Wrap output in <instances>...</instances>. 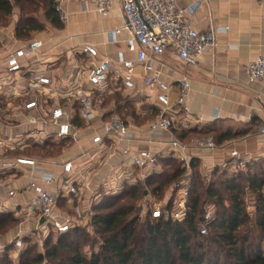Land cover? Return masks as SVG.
<instances>
[{
    "label": "crops",
    "instance_id": "0c3cea01",
    "mask_svg": "<svg viewBox=\"0 0 264 264\" xmlns=\"http://www.w3.org/2000/svg\"><path fill=\"white\" fill-rule=\"evenodd\" d=\"M109 1L111 11L104 18L97 11V0H69L65 4L68 22L63 28L58 29L48 22H41L45 25V30L41 33H33L26 41L17 38L16 28L13 25L8 29H0V79L3 81L7 79L9 85L17 81L18 93L29 91L33 95L36 90L34 79L40 75H48L53 80V88L64 95L71 90L77 79L86 78L91 64L90 58L83 54L86 45L97 49L99 53L97 62L108 61L113 69H117L121 58L135 61L138 45L132 40L130 32L123 29L126 24L123 0ZM178 2L194 29L200 33L218 31V46L207 52L196 67L183 65L171 54H166L159 60L158 70L161 72L163 82L171 87L172 102L177 99L179 82L184 79L190 82L188 106L192 120L188 129L178 126L171 132L152 135L149 126L160 115L156 100L159 90L146 87V75L142 68L137 67L134 73L135 89L132 95H127L120 81L116 80L120 78L119 73L113 71L110 76L113 93L104 99L101 109L103 119L107 120L113 113L118 114L116 103L113 107L106 108V100L114 99L116 93H122L136 100L134 102L136 106L144 101L147 102L148 107L138 109L136 115L149 120L141 125L131 124L134 140L121 145L116 151L113 162L118 166L114 172L109 167H98V159L104 152L101 154L100 151L94 150L92 137L97 130H100V121L95 122L92 128L81 122V134L78 140L70 141L72 148L65 151L60 159H38L41 162L38 166L39 170L43 169L46 173H55L59 176L63 174L62 164L73 162L77 173L72 175V178L84 183L83 201L74 202V205H71V200L58 193L56 186L48 187L58 199L55 216L70 219L74 224L88 225L89 222L83 220H88L85 215L90 211V204L93 201L91 191L99 190L105 195H113L107 193L105 185L106 183L119 185L118 178L124 175V172L130 175L131 180L135 179L131 184L137 180H145L154 173H161L160 166L153 170L128 167L121 152L127 147L135 153L150 151L153 156L162 160L172 156L170 155L172 141L177 140L190 146L191 131L212 130L215 133L208 138L215 139L216 133H233L237 137L224 142L216 150L187 148L183 151V155L189 163L196 161L202 170L213 173L219 168L233 166V161L229 158L231 151L240 152L244 160L264 159V137L258 133L259 128L264 124V83L251 80L247 73L251 63L259 57H264V0H210L205 4L202 3L203 0H178ZM118 30L120 33H116ZM34 40L44 43L38 57L24 61L26 67L23 73L14 77L5 75L3 64L9 53L16 51L24 43ZM3 81H0L1 84ZM5 87L7 86L2 88L7 90ZM10 93L8 92L7 96H0V101L4 102V105ZM58 101L72 105L69 100L55 97L49 102L50 106L58 104ZM20 102V99L14 97L10 103L13 109H7L5 106L7 110L1 114L2 117L0 116V135L2 137L22 135L34 144H40L30 136L31 133L52 132L54 129L43 124L30 127L21 119H17L16 107ZM182 133H187L186 138H181ZM39 137L42 139L44 135ZM15 152L0 153V181L5 182L7 191L20 190L19 194L10 200L8 208L24 207L28 204L33 195L24 188L31 180L43 184L39 173L33 174L29 170H24L15 177L13 173L2 168V159L19 157ZM231 171L236 173L233 169ZM17 221L20 222V228L15 234L16 237L19 233L28 236L39 228H49L43 226L44 223L39 226L37 219ZM4 241V244L1 241L3 245L11 243L7 238Z\"/></svg>",
    "mask_w": 264,
    "mask_h": 264
},
{
    "label": "built area",
    "instance_id": "2783aa9c",
    "mask_svg": "<svg viewBox=\"0 0 264 264\" xmlns=\"http://www.w3.org/2000/svg\"><path fill=\"white\" fill-rule=\"evenodd\" d=\"M69 0H53L56 12L59 15L60 22L65 26L68 22V16L65 10V4ZM210 0H203L202 3H208ZM201 3V6H202ZM199 6V7H201ZM97 11L102 17H107L111 11V2L109 0H97ZM123 12L126 20L124 30L130 32L132 40L138 45L137 58L135 61L121 58L117 64V69H113L108 61L97 62L99 53L91 45H86L83 54L87 55L91 64L88 68L85 79H77L75 85L66 94H60L53 88V80L48 75H40L34 79L35 91L33 95L28 91L18 93V82L13 85L8 84V80L0 82V96H7L9 99L2 106L0 112L13 109L10 104L13 98L20 99L17 106V119H21L24 124L30 127L39 125L50 126L54 129L52 132L31 133V137L36 143L44 144L48 140L54 142L77 141L81 134V127L76 122L87 124L92 128L94 123L100 121V130L93 135L92 145L95 151H100L102 156L98 159V167H109L114 172L117 164L113 162L116 151L123 144H128L134 140L133 127L130 122L124 120L116 113L104 120L101 109L104 99L113 93L110 82V76L113 71L119 73V79L127 95H132L135 89L134 73L137 67L143 69L145 73L146 87L159 90L156 96L157 108L160 115L150 124L149 132L152 135H159L165 132H171L179 127L188 129L189 122L192 120V114L188 106V99L191 93V85L187 79L179 82V91L177 99L172 102L170 98L171 87L163 82L161 72L158 70L159 60L166 54L176 57L183 65L187 67H196L200 59L209 51L218 46V31L211 30L208 33H200L193 28L189 19L185 17V11L179 7L178 0H123ZM116 33H120L118 30ZM42 41H30L24 43L16 51L9 53L3 64L5 75L11 77L17 76L25 71L24 61L38 57L43 49ZM247 73L251 80L264 83V57L257 58L247 68ZM14 80V79H13ZM3 86L7 90L3 89ZM31 94V95H30ZM13 96V98L11 97ZM55 97L60 100H69L72 105L58 104L50 106ZM7 107V109L5 108ZM258 133L264 137V124L259 128ZM44 135L42 139L39 137ZM29 139L19 136L0 135V153L10 151H24L28 145ZM199 150H216L217 144L212 138H194L189 145L182 144L174 140L170 143V155L174 159L184 163L188 168L190 163L184 157L183 151L187 148ZM122 155L126 159L128 167L140 169H155L158 166L159 159L153 156L150 151L135 153L130 148L122 149ZM230 161H233V170L238 172L253 159L244 160L240 152L231 151L229 153ZM44 162V161H42ZM37 159L24 156L16 158H4L1 165L4 170L10 171L16 177L17 174L29 170L33 174L39 173L43 184L31 180L24 190L32 193L33 197L24 207L8 208L11 199L15 198L18 190H6L5 182L0 181V215H12L15 220L37 219L39 226L42 219H45L43 226L52 227L58 236L68 233L73 227V221L70 219L55 216V210L58 206V199L48 189L50 186H56L58 193L64 198L74 202L83 201L84 183L72 178L77 171L73 162L62 164V175L55 173H46L43 169H38L40 165ZM189 179V178H188ZM181 183L178 191L179 200L175 203L171 212H162L161 208L153 209L150 214L153 220H160L163 217L166 220L182 223L187 217V199L189 195V180ZM135 180V179H132ZM130 175L124 172V175L118 178V183H106L107 193L118 194L125 185H133ZM90 190V188L88 187ZM87 189V190H88ZM104 196L99 190L91 191L93 199L90 204V211L85 217H88L89 223L94 217V207L100 203ZM111 196V195H110ZM214 214L208 211L205 217L208 224L211 223ZM84 217V218H85ZM85 224V223H84ZM81 223V225H84ZM80 225V224H77ZM202 235L207 234V229L201 231ZM25 234L19 233L13 242L3 245L0 240V253H3L9 246L17 251L24 249Z\"/></svg>",
    "mask_w": 264,
    "mask_h": 264
},
{
    "label": "trees",
    "instance_id": "16d2710c",
    "mask_svg": "<svg viewBox=\"0 0 264 264\" xmlns=\"http://www.w3.org/2000/svg\"><path fill=\"white\" fill-rule=\"evenodd\" d=\"M15 7L21 12L16 27L20 40H29L33 33L45 30V25L36 17L40 12L53 27H64L53 0H0V22L6 23ZM119 94L115 95L117 113L128 121L126 116L134 118L135 111L126 116L122 113L130 105L123 106ZM76 125L81 127L80 121ZM190 133L189 141L208 138L215 132ZM186 134L182 133L181 138H186ZM214 135L212 139L218 147L237 137L233 133ZM67 144L72 143L48 140L42 145L33 144L31 148L39 150L40 160H45L57 155ZM24 153L16 151L15 155L27 157ZM251 163L239 169L236 176H228L227 168L217 169L213 172L214 181L207 184L196 161L188 168L173 157L159 160L161 173H154L136 185H125L118 194L104 196L94 207L95 215L88 225L72 227L68 233L58 236L56 242L50 238L45 243L44 254L36 253L34 247L25 249L18 264H264V249L258 243L264 236V171L259 161ZM187 179L189 195L185 221L178 223L164 217L153 220L149 213L146 223L142 224L144 229H139V218L134 217L136 202L146 196V191L151 190L152 196L161 199L166 188L175 186L178 193L181 183ZM246 191L256 197L255 217L245 206ZM208 201H214L219 208L210 224L204 211ZM174 204L175 200L170 201L164 214L171 212ZM17 223L12 215H0V229ZM90 228L99 236V242L94 243L87 235ZM204 228L206 235L201 234ZM256 234L260 237H255ZM28 242L25 237L24 244ZM92 245L98 247V252L92 250L90 255L86 254L83 248L90 246L91 249ZM12 248L11 245L0 253V264H13L8 253Z\"/></svg>",
    "mask_w": 264,
    "mask_h": 264
},
{
    "label": "rangeland",
    "instance_id": "374dc122",
    "mask_svg": "<svg viewBox=\"0 0 264 264\" xmlns=\"http://www.w3.org/2000/svg\"><path fill=\"white\" fill-rule=\"evenodd\" d=\"M21 17V12L19 10L18 7H15V10L13 12V15L7 19L6 23H2L0 22V29H8L10 26H15V28L17 27V23L19 21ZM36 17H38V20L40 22L43 23H47V21L44 19L43 17V12H40V14H38ZM20 40V39H19ZM22 41H26L25 39H22ZM119 95H122V105H126V103L130 106H126L127 110H122V113H124V115L126 116V114H131L135 111V117H127L126 118L129 120V122L133 125H141V124H145L148 122V118L146 117H138L136 115V111L138 109L141 108H147V102H142V104H140L139 106L134 105V102H136V100L129 98L126 94H122L120 93ZM107 104H106V108H110L113 107V105L116 103L115 102V98L113 99H107ZM2 113L0 112V116ZM34 143L32 141H28L27 145H29L26 149H28V151L24 150L21 152H25L23 155L27 156V157H31L33 159H41L42 156L39 154V150L37 149H32L31 146ZM72 148L71 144H67L65 145L58 153L57 155L55 154L54 156H52V160H58L60 159L64 154L65 151H68ZM40 155V156H39ZM258 159V158H257ZM259 161L260 165H262V171H264V159L261 160H256ZM253 161H250L249 163H251ZM252 164V163H251ZM200 171L202 173V178L204 179V181H206V183H210L212 180L214 181L213 178V173H208L205 170H202L201 166H199ZM227 169H229V175L228 176H232L235 175L231 170L233 169V166H227ZM222 169L225 168H219V170L221 171ZM241 171V170H240ZM257 171V168L254 170ZM261 170H259V173L262 172ZM238 175V174H237ZM219 177V176H218ZM140 180H137V182H135L133 185H136L137 183H139ZM210 181V182H209ZM176 188L175 186L172 187H168L165 189V192L162 196L161 199H157L154 196H152L151 194V190L146 191V196H144L141 200L136 202V207H137V212H135L134 217L139 218V229H144L142 227H144L147 219H148V214L155 208H161L162 212H165V208L167 207V205L169 204L170 201L175 200V203L178 202L179 200V195L178 193L175 192ZM245 206L247 208V211L252 215V217H255L256 215V197L251 194L250 192L246 191L245 192ZM263 194H264V190H263ZM175 205V204H174ZM219 210V208L217 207L216 204H214V201H208L207 203L204 204V211H205V217L207 216L208 211H211L213 214H215L217 211ZM141 224V225H140ZM85 225V224H84ZM78 226L76 223L73 224V227ZM20 228V222H18L16 225L11 224L8 227H5L4 229H0V240L2 241V243L4 244V240L5 238L11 240V242H13L15 240L16 237V233L18 231V229ZM87 235L89 236V238L91 239V241L95 242H99V236H97L94 232V230H92V228L88 229V232H86ZM255 237H260L259 234H256ZM53 238V241L56 242L58 235L56 234V232L54 231V229L52 227L49 228H39L38 230H35L33 232V234H30L28 236H26V239L29 241L28 244L25 243L24 244V249L21 251H17L15 249H11L8 253H9V257L10 260L13 262V264H18L19 259L21 254L24 252L25 249H28L29 247H34L36 253L39 254H44L45 253V243L50 239ZM4 239V240H3ZM258 243H260L264 249V236L263 238H259L258 239ZM90 247V246H89ZM87 247H84L83 250L85 251L86 254L90 255L91 251L95 250L96 252H98V247H94L93 245L91 246V249ZM94 247V248H93Z\"/></svg>",
    "mask_w": 264,
    "mask_h": 264
},
{
    "label": "water",
    "instance_id": "95a60500",
    "mask_svg": "<svg viewBox=\"0 0 264 264\" xmlns=\"http://www.w3.org/2000/svg\"><path fill=\"white\" fill-rule=\"evenodd\" d=\"M45 223V219H42L41 224Z\"/></svg>",
    "mask_w": 264,
    "mask_h": 264
}]
</instances>
